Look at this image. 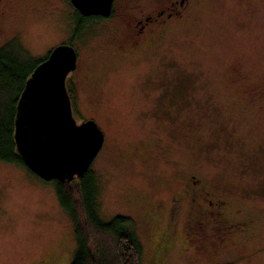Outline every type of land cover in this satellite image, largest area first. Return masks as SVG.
<instances>
[{"label":"rangeland","instance_id":"374dc122","mask_svg":"<svg viewBox=\"0 0 264 264\" xmlns=\"http://www.w3.org/2000/svg\"><path fill=\"white\" fill-rule=\"evenodd\" d=\"M7 1L0 47L15 55L14 70L28 73L62 42L79 49L66 81L77 91L76 120L94 119L104 131L90 165L99 211L132 218L142 264H264V0H190L136 52L112 31L87 27L71 40L60 0ZM141 2L145 12L162 4ZM24 80L11 83L9 107ZM191 172L206 176L246 227L226 247L189 240L188 196L179 195ZM55 185L0 161V264L72 262L75 227Z\"/></svg>","mask_w":264,"mask_h":264},{"label":"water","instance_id":"95a60500","mask_svg":"<svg viewBox=\"0 0 264 264\" xmlns=\"http://www.w3.org/2000/svg\"><path fill=\"white\" fill-rule=\"evenodd\" d=\"M85 13L109 14L113 0H72ZM73 46L60 43L26 79L17 102L14 138L25 164L45 179L72 180L90 167L102 148L104 131L94 119L73 114L67 88L76 66Z\"/></svg>","mask_w":264,"mask_h":264},{"label":"trees","instance_id":"16d2710c","mask_svg":"<svg viewBox=\"0 0 264 264\" xmlns=\"http://www.w3.org/2000/svg\"><path fill=\"white\" fill-rule=\"evenodd\" d=\"M14 56L9 48L0 47V159L25 164L17 151L14 138L17 102L26 79L42 59L37 60L32 69L25 73L13 69L16 62ZM22 77L25 80L21 91L16 94L14 105L9 107L11 83L14 84ZM3 80H7L10 85L4 86L7 81ZM4 93L5 100L1 104ZM90 167L70 181L53 178L59 202L75 227L77 246L70 264H142L141 246L128 231L133 223L132 218L122 214L110 219L101 216L97 197L98 183ZM80 208L85 216L83 223Z\"/></svg>","mask_w":264,"mask_h":264},{"label":"flooded vegetation","instance_id":"af4514ba","mask_svg":"<svg viewBox=\"0 0 264 264\" xmlns=\"http://www.w3.org/2000/svg\"><path fill=\"white\" fill-rule=\"evenodd\" d=\"M60 1L66 5L67 12L72 20V29L73 31L76 30L74 31L75 34H72L71 40H75L77 33L87 27H90V31L96 34L100 31L105 33L112 31L118 35L119 47L134 52L142 47L147 39H151L156 26H162L161 29H163V26L170 20L182 17L190 3V0H161L162 4L159 7L145 12L141 0H113L111 12L104 14L102 12L85 13L72 0ZM7 2V0H0V13L4 12V6ZM130 9L135 11H128ZM147 34H150V36L147 37ZM62 43L73 46L77 53L76 66L71 70L76 72L80 59L79 49L73 43ZM67 88L73 105L74 95L77 94V91L75 88H69L68 83ZM0 161L19 164L30 170L27 165L21 162L1 159ZM185 195L188 196V212L191 215L189 221L191 236L189 240L196 234L197 237L204 240L213 239L216 245L226 247V241L230 238V234L236 230L243 231L246 229L242 221L231 216L228 200L215 191L206 176L191 172L184 178L179 198L183 200Z\"/></svg>","mask_w":264,"mask_h":264}]
</instances>
